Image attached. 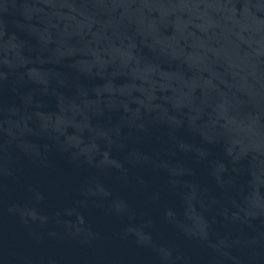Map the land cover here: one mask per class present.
Here are the masks:
<instances>
[{"label":"water","instance_id":"obj_1","mask_svg":"<svg viewBox=\"0 0 264 264\" xmlns=\"http://www.w3.org/2000/svg\"><path fill=\"white\" fill-rule=\"evenodd\" d=\"M0 264H264V0H0Z\"/></svg>","mask_w":264,"mask_h":264}]
</instances>
